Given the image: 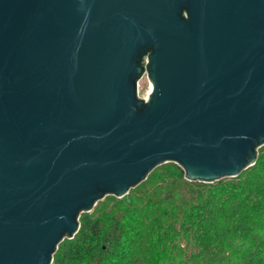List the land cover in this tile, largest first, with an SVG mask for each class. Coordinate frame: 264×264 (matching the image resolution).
<instances>
[{
  "label": "water",
  "instance_id": "1",
  "mask_svg": "<svg viewBox=\"0 0 264 264\" xmlns=\"http://www.w3.org/2000/svg\"><path fill=\"white\" fill-rule=\"evenodd\" d=\"M262 146L264 0H0V264H52L160 165L212 184Z\"/></svg>",
  "mask_w": 264,
  "mask_h": 264
},
{
  "label": "trees",
  "instance_id": "2",
  "mask_svg": "<svg viewBox=\"0 0 264 264\" xmlns=\"http://www.w3.org/2000/svg\"><path fill=\"white\" fill-rule=\"evenodd\" d=\"M259 150L255 164L236 178L200 183L204 191L183 214L179 230L174 207L149 199L138 208L125 196L114 202L119 204L115 211L94 207L91 216L82 213L78 232L58 245L52 264H163L160 252L177 247L184 236L194 243L196 234L206 241L199 242L203 247L185 244L193 253L167 264H262V250L253 249L258 238L264 241V152ZM164 166L170 167L165 177L180 170L173 163ZM158 168L139 185L156 180ZM237 236L242 238L245 260H237Z\"/></svg>",
  "mask_w": 264,
  "mask_h": 264
},
{
  "label": "rangeland",
  "instance_id": "3",
  "mask_svg": "<svg viewBox=\"0 0 264 264\" xmlns=\"http://www.w3.org/2000/svg\"><path fill=\"white\" fill-rule=\"evenodd\" d=\"M150 88L151 87L149 86L147 77L146 75H144L138 81V84H137L138 96L142 98H146ZM259 152L261 153L264 152V146L260 148ZM164 165L166 164L158 166L159 168L156 167L158 168V170L156 171L157 172V175L155 177L156 180L151 181V183H148V181L144 182V184L136 186L133 189H130L131 191L129 190L130 192H128L126 197L132 201L134 206L138 208H141L142 206H144V204L149 199H153L155 201L160 200V205L168 204L169 206L174 207L175 215L176 214L178 215L177 217L178 222L176 223L175 227L177 228V230H179L180 219L183 217L184 213H186L188 210L191 209L190 207L194 204V201L196 200L198 193L204 191V188L200 187L201 182L186 181L184 179V174L181 168L178 171L174 170V172H170L169 173L170 175L168 177H165L164 173L168 172L169 170L168 168L170 167H165ZM121 199H117L113 196H110V197L106 196L103 200L99 201V203H97L95 207L96 208L99 207L105 211H108V210L115 211L118 209L119 204H114V202L121 200ZM93 210L92 212L87 213V214L91 216L93 214ZM183 221H180V223ZM193 240H194V243H192V241L187 236H184L183 238L177 241L176 243L177 247H171L168 251L160 252L158 258L162 260L163 264L178 263L180 261H183L184 259L188 258L189 256V254H187L188 252L193 253L194 251L192 246L191 248L190 246L189 248L188 247L184 248L185 244L186 245H188V243H191V245L196 244L197 249H201L203 245H200L199 242H206L205 240L201 238V236L197 234H196V238H193ZM234 243H235V248H237V254H236L237 260L238 261H240L241 259L245 260L243 259V257L246 254V252L244 250V247L241 246L242 238H239L238 236L235 237ZM199 245L201 248L199 247ZM255 247H257V249L259 250V253L262 250V253H260V258H262L261 263L264 264V241L263 240L260 241V238H258L257 245L253 246V249ZM137 264H140V263H137Z\"/></svg>",
  "mask_w": 264,
  "mask_h": 264
},
{
  "label": "bare ground",
  "instance_id": "4",
  "mask_svg": "<svg viewBox=\"0 0 264 264\" xmlns=\"http://www.w3.org/2000/svg\"><path fill=\"white\" fill-rule=\"evenodd\" d=\"M151 89V88H150Z\"/></svg>",
  "mask_w": 264,
  "mask_h": 264
}]
</instances>
